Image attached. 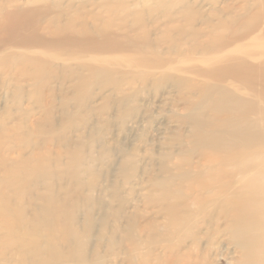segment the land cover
Instances as JSON below:
<instances>
[{"label":"bare ground","instance_id":"obj_1","mask_svg":"<svg viewBox=\"0 0 264 264\" xmlns=\"http://www.w3.org/2000/svg\"><path fill=\"white\" fill-rule=\"evenodd\" d=\"M73 1L63 10L58 0H0V84L44 115L36 125L23 123L32 111L0 119V264H264V0L218 9L221 0H147L144 11L143 1L104 0L105 14ZM207 1L214 8L204 13L197 5ZM48 13L44 33L29 29ZM58 48L77 57L44 56ZM52 83L69 85L60 123L44 103L57 99ZM94 87L111 88L120 108L164 90L184 103L172 118L180 131L164 144L171 150L150 158L160 177L139 168L146 158L133 149L104 177L94 167L110 155L73 146L68 134L91 120L76 117ZM133 178L159 218L135 214L125 187Z\"/></svg>","mask_w":264,"mask_h":264},{"label":"rangeland","instance_id":"obj_2","mask_svg":"<svg viewBox=\"0 0 264 264\" xmlns=\"http://www.w3.org/2000/svg\"><path fill=\"white\" fill-rule=\"evenodd\" d=\"M17 4L21 7L26 6V2L28 0H16ZM60 2H64L63 10L70 9L71 7L68 6V4L73 0H58ZM68 1V2H67ZM104 0H74L75 2V8H78V5L81 3H86L89 6L85 9V12H99L101 14H105L106 8H99V6L102 5ZM131 4H133L134 1H143L144 3L141 4V6L138 8L137 11H144L149 6L152 5V2H149L147 0H127ZM211 2L213 0H210ZM210 1L207 2H200L197 7L202 8V11L204 13H209L214 6L211 4ZM216 2L218 0H215ZM227 0H221L215 8L218 9L219 7H224V2ZM230 2V0H228ZM90 3H95L93 5H90ZM211 4V5H210ZM96 5V6H94ZM202 6V7H201ZM75 10V9H74ZM131 10H134V8L131 7ZM136 10V9H135ZM221 10V9H220ZM84 11V10H83ZM40 17V18H39ZM53 15L47 14L45 15H38L37 18L35 17V20L33 19L31 26H29L31 30H37L40 33H44L43 30H45L48 27H51V21ZM3 19H0V21ZM163 25L164 22H161ZM151 27L155 26L153 24H150ZM19 30H14L11 32L13 37L15 39H19L20 33ZM60 49H62L60 51ZM59 50V51H58ZM46 55L44 56H51L53 58H59V59H65V58H76L77 56L71 55V52L68 50H65L63 48L55 49L54 51H44ZM93 55V56H92ZM74 56V57H73ZM96 55L93 53L85 54L84 58H93ZM117 57L122 58V55H108L107 57ZM127 65V64H126ZM20 80V72L15 70L13 72ZM15 77V78H16ZM196 79V78H195ZM0 80H3V77L0 78ZM197 80V79H196ZM24 87V90L28 93H30L32 89L31 84L27 83H21ZM67 86H61L57 83H52L49 85V88L55 90L58 95L57 99L55 101H51L50 99H47L44 103L45 105L49 106L54 111V116L60 123L61 121L66 119V115H64L62 109H61V97L64 91H68ZM94 92L95 99H91L89 101H93L91 104H87L85 107L80 108V115L76 118H79L80 116H83L85 113H88L91 115V120L86 124L84 129H81L80 133H77L79 130L76 129L74 132H70L68 135L70 139L73 142V146H77V144H85V148L88 151L94 152V155L101 157L105 152L108 153L106 157H109V160L105 162H100L97 167H94V170L100 171L103 173L104 177L111 179V169L114 168L115 164H117V160L119 161L122 159V155H126V152H128V149H133L136 152L141 151V155L145 156V160H142V162L139 164V168L144 170H147L150 176L152 177H160V174H157L158 164L151 163L150 158L154 155L155 158H158V154H162L165 152H168L171 150V148H168L164 144L166 142H169L167 139L171 137L170 139H173L172 136L176 135L180 129L179 126L176 123H173V116H183L185 115V111L183 110L185 105L182 101L178 100V98L173 95H166V91H161L158 94H150L149 92H142L140 98L136 99L135 101H131L122 108L119 107V101L120 96H117L111 88H109L107 91H101L99 88L94 87L91 89ZM136 90H139L136 86ZM24 91V92H25ZM47 92V91H44ZM26 93V95L28 94ZM134 91L128 90L125 91L124 94H132ZM172 93V92H171ZM123 94V93H122ZM25 95V96H26ZM113 95L112 97H110ZM11 97V98H10ZM20 94L14 89V87L9 86L4 88L0 84V119H7L11 115V117H18L15 116V112L18 110L24 112L32 111L33 115L31 116L29 120L26 122L23 121L24 124L28 125L30 123H33L36 125V121L40 120V118L44 117L42 112H38L36 110L37 104L36 100H29L28 97H24L23 100H19ZM110 98L109 100H107ZM102 106H105L106 109L104 111H101ZM74 105H72L69 109V116L71 114L76 113V110L73 108ZM10 112V113H9ZM120 114H125L126 122L123 126L119 122L118 116ZM138 118L141 120V123L135 127H133L132 122L134 121V118ZM127 124V125H126ZM167 129V131H166ZM82 132H85L86 139L84 141L80 140L77 136L81 134ZM89 135V136H88ZM88 139V141H87ZM169 139V140H170ZM175 139V138H174ZM173 139V140H174ZM52 152L57 151H63L58 150L57 148H54V146L51 147ZM127 150L124 151L125 153L119 154L120 150ZM114 154L113 156L111 155ZM157 161V159H155ZM117 167V166H116ZM117 172V169H116ZM114 177L116 178L115 181L118 183L124 185V180L120 177L118 178L117 174H114ZM147 177H144V180L146 181ZM138 178H133L130 181V184L126 189L131 192L135 191L133 195L130 197L137 207L136 210H134L135 214L139 215L142 214L141 221L143 223H146L144 221H148V219H152L155 217H158L156 214L155 209L149 208L145 204V197L140 196V191L142 188L138 186ZM145 185V184H144ZM148 188V187H147ZM146 189V185L144 187ZM145 193V192H143ZM95 197L98 196L97 193L94 195ZM106 198V197H105ZM135 198V199H134ZM137 200V202H136ZM144 215V216H143ZM123 233H120L118 235L119 239H122ZM206 246V245H205ZM115 250L118 252L120 249L118 247L115 248ZM232 251L233 248H230ZM105 251V250H104ZM2 249H0V262L2 258ZM105 253V252H104ZM232 260V257H230V261ZM126 261L124 260L123 256H120L118 259L115 260L116 264H126ZM222 262L225 264V261L222 260ZM227 263V262H226Z\"/></svg>","mask_w":264,"mask_h":264}]
</instances>
